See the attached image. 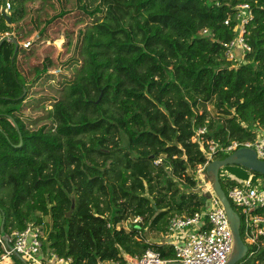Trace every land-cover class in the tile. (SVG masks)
Returning a JSON list of instances; mask_svg holds the SVG:
<instances>
[{
  "label": "trees",
  "instance_id": "16d2710c",
  "mask_svg": "<svg viewBox=\"0 0 264 264\" xmlns=\"http://www.w3.org/2000/svg\"><path fill=\"white\" fill-rule=\"evenodd\" d=\"M242 2L253 12L245 33L251 49L237 64L223 43L236 37L234 7ZM5 3L0 0L3 231L46 224L43 248L70 258L64 264H121L148 248L175 259L173 245L149 233L165 235L173 216L206 203L195 187L207 141L253 140L264 128V0H62L59 9L53 0H9L8 9ZM61 36L60 58L68 59L71 76L62 77L44 117L28 121L31 87L59 67L54 41ZM208 102L222 119H208ZM198 127L205 131L194 141ZM222 170L228 195L236 181L223 180ZM254 212L264 214V207ZM240 216L248 251L235 264H264V234L248 242L252 227ZM135 217L140 220L128 229L121 225ZM25 263L11 256L10 264Z\"/></svg>",
  "mask_w": 264,
  "mask_h": 264
},
{
  "label": "built area",
  "instance_id": "2783aa9c",
  "mask_svg": "<svg viewBox=\"0 0 264 264\" xmlns=\"http://www.w3.org/2000/svg\"><path fill=\"white\" fill-rule=\"evenodd\" d=\"M5 6L6 9L10 7L9 0H6ZM234 8L236 23L233 29L236 31V37L224 42L223 46L227 57L238 64L241 61L245 62V54L251 49L246 41L245 33L247 24L253 18V12L247 2L238 3ZM230 21L231 17H228L225 24L229 25ZM203 32L209 33L207 29ZM8 34L7 32L6 35ZM204 131L205 127H198L193 140H202L201 134ZM243 146L253 148L258 158L264 160V128L258 131L253 140H232L226 146H221L214 140L207 141V149H204L207 160L198 166V176H196L197 180L202 182V185H199L200 191L207 196V201L200 209L189 215L173 216L168 232L165 234L171 238L169 243L174 247L175 259H163L158 250L148 248L141 255H127L126 261L121 264H166L169 261L184 264H225L233 252L234 238L227 214L214 192L212 182L206 174V168L217 151L228 154ZM243 169L248 176L242 179L229 177L236 183L229 186L227 197L240 209L247 228L252 227L247 230L250 236L246 240L251 239L253 242L257 234H264V214L254 212L264 207V177L261 173L245 167ZM139 220V217H135L133 222ZM45 239L46 232L43 224L33 222L23 230H13L6 235L0 234V244L3 248L0 264H10L13 254L25 258L28 264H64L70 260V258L57 256L52 250L44 249Z\"/></svg>",
  "mask_w": 264,
  "mask_h": 264
},
{
  "label": "rangeland",
  "instance_id": "374dc122",
  "mask_svg": "<svg viewBox=\"0 0 264 264\" xmlns=\"http://www.w3.org/2000/svg\"><path fill=\"white\" fill-rule=\"evenodd\" d=\"M57 9L60 8L61 4L60 2L62 0H53ZM12 35H14V32H10L8 34L9 37H11ZM36 36V33H35ZM64 37L61 36L59 39H56L54 41V44L57 48V52H56V56L58 57V61H59V67L55 70L50 71L52 74V76L50 78H48V76H44L42 77V82H38L37 84L33 85L31 87V91H30V98H28V104H27V108L25 110V115H26V119L29 121V119H37L38 117H44L41 115H44L49 109H51L53 107V102L54 99H56L59 94H60V89L62 87V77L64 76H71V71L67 70L65 68L66 61L68 59L65 58H60V53H62L63 51V43H64ZM35 97V98H33ZM205 109H206V113L208 115V119H213V120H218V119H222L223 116L222 112L220 109L216 108V106L212 103H206L205 105ZM200 111L202 112V108L200 109ZM37 121V120H36ZM36 121L31 122L29 124L30 127H34L36 124ZM47 120L43 118L42 121L38 122V125H40L43 122H46ZM194 139V138H192ZM230 154V153H228ZM227 156V155H226ZM224 157H217L214 156L210 162L214 159H223ZM209 162V163H210ZM244 167L240 166V165H236V164H226L224 166H222L220 169H223V173H222V179L226 180L229 177H236L238 179H242L245 176H248V173L243 169ZM198 169L199 167L196 169V176H198ZM206 174L207 173V168H206ZM209 176V175H208ZM261 176L264 177V174H261ZM209 178V177H208ZM210 179V178H209ZM212 180V179H210ZM199 185H202V182L200 180H197V185L195 187V189H200ZM203 196L202 193H199ZM45 220H49V218H46ZM134 223L133 219L124 221L121 223V225L128 229L130 227V224ZM45 232H46V224L44 226ZM6 235V233H5ZM149 238L154 239V240H170L171 238L168 235H162L159 233H155V232H150L149 233ZM251 243V239L249 240ZM248 241V242H249ZM262 243H264V240L262 241Z\"/></svg>",
  "mask_w": 264,
  "mask_h": 264
},
{
  "label": "water",
  "instance_id": "95a60500",
  "mask_svg": "<svg viewBox=\"0 0 264 264\" xmlns=\"http://www.w3.org/2000/svg\"><path fill=\"white\" fill-rule=\"evenodd\" d=\"M1 12L2 15L5 17L6 22L10 23L11 22L10 15L6 12V10L3 8ZM226 164L240 165L252 171L264 174V160L258 158L257 153L253 148L243 146L237 148L232 153L227 155L225 158L214 159L207 165V173L212 179L211 180L212 187L214 189L215 194L217 195L221 204L224 207L234 238L233 252L225 264H235L247 254L248 245L241 237V233H240L241 217L239 213L235 210L233 205L231 204L230 200L228 199L219 179V169ZM72 209H73V203L71 205L70 210L66 212L67 216L70 215ZM0 227H1V234L5 235V232L3 231V220L1 222ZM166 264H184V263L178 261H169Z\"/></svg>",
  "mask_w": 264,
  "mask_h": 264
}]
</instances>
